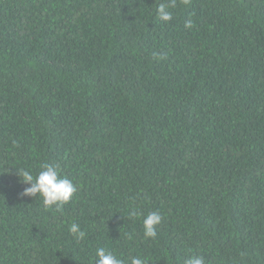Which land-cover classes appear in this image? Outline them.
I'll return each instance as SVG.
<instances>
[{
  "label": "trees",
  "instance_id": "16d2710c",
  "mask_svg": "<svg viewBox=\"0 0 264 264\" xmlns=\"http://www.w3.org/2000/svg\"><path fill=\"white\" fill-rule=\"evenodd\" d=\"M44 164L76 185L60 207L22 194ZM99 247L264 264V0H0V264Z\"/></svg>",
  "mask_w": 264,
  "mask_h": 264
},
{
  "label": "clouds",
  "instance_id": "9594fccd",
  "mask_svg": "<svg viewBox=\"0 0 264 264\" xmlns=\"http://www.w3.org/2000/svg\"><path fill=\"white\" fill-rule=\"evenodd\" d=\"M174 6V5H172ZM169 5L161 3L157 8V15L163 21H170L172 19V13L168 10ZM193 21L191 19L185 22V27L191 28ZM155 55V54H154ZM16 174L20 178L21 182L29 185L23 191V195L31 197L40 196L45 206L51 207L56 205L57 207L70 201L73 194L76 192V185L72 180L62 177L59 174V168L56 165L44 164L42 170L35 176L26 169L16 170ZM136 210H131L129 216H137ZM162 222V216L159 211H151L143 219V235L147 239H155L157 236V226ZM69 231L77 238L81 239L85 233L80 228L78 223H72L69 227ZM96 264H147V262L140 256H133L130 262H126L124 259L118 258L112 251L99 247L95 251ZM184 264H205V258L200 255H191L185 261Z\"/></svg>",
  "mask_w": 264,
  "mask_h": 264
}]
</instances>
